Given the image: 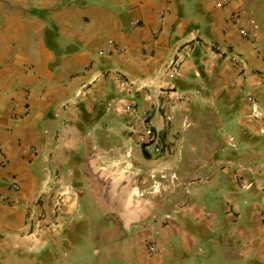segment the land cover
I'll use <instances>...</instances> for the list:
<instances>
[{
  "label": "crops",
  "instance_id": "1",
  "mask_svg": "<svg viewBox=\"0 0 264 264\" xmlns=\"http://www.w3.org/2000/svg\"><path fill=\"white\" fill-rule=\"evenodd\" d=\"M0 264H264V0H0Z\"/></svg>",
  "mask_w": 264,
  "mask_h": 264
},
{
  "label": "built area",
  "instance_id": "2",
  "mask_svg": "<svg viewBox=\"0 0 264 264\" xmlns=\"http://www.w3.org/2000/svg\"><path fill=\"white\" fill-rule=\"evenodd\" d=\"M233 59L235 61H240V58L237 54L233 55ZM180 65V58L176 57L174 58L170 63V69L172 72H176L177 68ZM158 108H160V104L157 105ZM130 113L136 114V120L130 125L132 131L139 136V141L142 144V148L145 152L150 154L151 156H158L161 155L168 150L166 147L161 143L160 139V133L155 128L154 124L151 121V116L149 112H138L136 106L130 105L129 107ZM251 184H242L243 187L248 188ZM15 188H18V184H14ZM54 206L52 209V216L54 217V220L52 221L51 225H59L58 217V210L63 202V197L61 194L57 195L54 199ZM56 218V219H55ZM151 251L155 250V247L152 245L149 248Z\"/></svg>",
  "mask_w": 264,
  "mask_h": 264
},
{
  "label": "rangeland",
  "instance_id": "3",
  "mask_svg": "<svg viewBox=\"0 0 264 264\" xmlns=\"http://www.w3.org/2000/svg\"><path fill=\"white\" fill-rule=\"evenodd\" d=\"M55 219H56V218H55ZM57 219H58V217H57ZM40 220H42V219L40 218L39 221H40ZM51 223H52V222L50 221V223H48V226H52ZM54 226L57 227V228L59 227V225H54ZM45 229H46V228H45ZM44 232H45V231H44Z\"/></svg>",
  "mask_w": 264,
  "mask_h": 264
}]
</instances>
